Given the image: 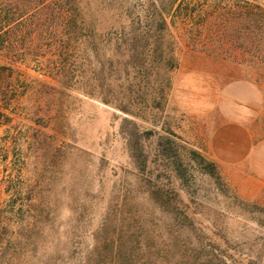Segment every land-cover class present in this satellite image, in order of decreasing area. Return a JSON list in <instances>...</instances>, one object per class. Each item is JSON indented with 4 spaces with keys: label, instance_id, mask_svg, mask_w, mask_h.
<instances>
[{
    "label": "rangeland",
    "instance_id": "rangeland-1",
    "mask_svg": "<svg viewBox=\"0 0 264 264\" xmlns=\"http://www.w3.org/2000/svg\"><path fill=\"white\" fill-rule=\"evenodd\" d=\"M38 1L0 0V264H100L97 252L126 245L139 263L155 252L159 264H264V80L252 53L234 63L241 40L226 34L216 58L197 15H168L176 66L140 87L143 71L120 55L151 60L155 46L115 38L154 26L160 0H74L91 37L61 88L35 63V22L53 25L51 0ZM218 1L237 0L208 3ZM224 127L228 148L216 138ZM152 186L168 212L149 200Z\"/></svg>",
    "mask_w": 264,
    "mask_h": 264
},
{
    "label": "trees",
    "instance_id": "trees-1",
    "mask_svg": "<svg viewBox=\"0 0 264 264\" xmlns=\"http://www.w3.org/2000/svg\"><path fill=\"white\" fill-rule=\"evenodd\" d=\"M160 6L154 5L159 9L152 13L153 22H156L154 26H150L144 30H138L137 33H128L124 29L116 34V46L122 48L128 46L130 43H135L138 40H146L155 46L152 50L151 60L144 57L138 58L137 54H121V57H129V60H125L126 66L137 67L142 73H138L136 79L138 80V86H148L147 83L152 82L154 84L160 76L163 77V73L166 70L172 69L176 66V59L173 55V45L175 37L170 29V23L166 20L167 16H171L172 24L178 18H194L198 16L200 30L208 33L210 37L217 38V45L211 48L213 55L219 57L223 52V38L228 35H232L233 41L236 39L241 40L235 44V48H239L240 61L234 59L236 65L248 64L250 60L244 59L245 54L252 53V65L255 69L257 77L260 80H264V6L258 3H250L245 0H237L236 3H226L223 1L208 3V0L196 5L185 4L183 6L182 1H178L174 6L173 0H160ZM36 4H43L41 0L35 2ZM51 8L50 12L53 15V25L43 29L38 23L35 22V63L43 66V68L54 80L57 81L61 88L70 86V82L75 77V67L78 61V55L73 54L77 51L78 43L90 38V34L84 33V29L81 25L77 24L78 8L74 0H51L49 2ZM162 4H165L162 6ZM173 6L171 7V5ZM39 6V5H35ZM175 7V9H168ZM156 7V8H157ZM30 8V7H28ZM32 8V7H31ZM27 9L23 14L29 12ZM2 11H0V16ZM227 23L229 27L227 28ZM236 24L238 25L236 27ZM30 32V30H29ZM31 33V32H30ZM151 39V40H150ZM221 42H220V41ZM169 46V51H164L163 47ZM1 50V45H0ZM171 50V51H170ZM49 53L47 57V64L41 61L40 57ZM242 59V60H241ZM147 70H151L150 72ZM235 70V66L233 68ZM152 73V74H151ZM161 79V85L163 83ZM166 84H169V79H165ZM163 93V87H160ZM163 96V95H162ZM162 99V97H161ZM107 100V99H104ZM110 103L109 101H105ZM156 105H160V100L156 101ZM120 106V105H119ZM122 110L128 111L125 106H121ZM210 174H216L215 164L208 162ZM159 186H152L147 191L149 200L153 205L159 209H163L168 212V204L162 199V192ZM1 239V237H0ZM96 255L100 258V264H154L151 257L156 260L155 264L161 262V255L155 252H148L146 263H139L143 258V253L135 249L133 245H126V249L117 251L115 253L110 252H97ZM191 255L187 259V263L191 264ZM109 261V262H107ZM112 262V263H111ZM214 260H211L209 264H215Z\"/></svg>",
    "mask_w": 264,
    "mask_h": 264
},
{
    "label": "crops",
    "instance_id": "crops-1",
    "mask_svg": "<svg viewBox=\"0 0 264 264\" xmlns=\"http://www.w3.org/2000/svg\"><path fill=\"white\" fill-rule=\"evenodd\" d=\"M229 129H228V127H224V128H222L221 129V133H219L218 135H217V140H219L220 141V143L221 144H223L224 146H225V148H228V146L229 145H231L229 142H228V138H227V135H228V131ZM214 138V137H213ZM231 146H233V145H231ZM226 150L224 149V152H225ZM222 153V151L221 150H219L218 151V153L217 154H214V155H212L211 154V157L215 160V161H218V158L219 157H223V155L221 154Z\"/></svg>",
    "mask_w": 264,
    "mask_h": 264
}]
</instances>
